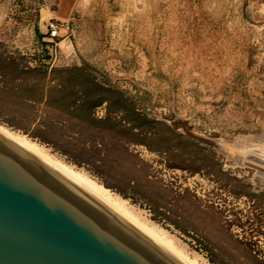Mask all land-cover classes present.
<instances>
[{
	"label": "rangeland",
	"instance_id": "1",
	"mask_svg": "<svg viewBox=\"0 0 264 264\" xmlns=\"http://www.w3.org/2000/svg\"><path fill=\"white\" fill-rule=\"evenodd\" d=\"M0 0V124L199 264H264V0H88L48 43Z\"/></svg>",
	"mask_w": 264,
	"mask_h": 264
},
{
	"label": "water",
	"instance_id": "2",
	"mask_svg": "<svg viewBox=\"0 0 264 264\" xmlns=\"http://www.w3.org/2000/svg\"><path fill=\"white\" fill-rule=\"evenodd\" d=\"M0 264L186 263L0 129Z\"/></svg>",
	"mask_w": 264,
	"mask_h": 264
},
{
	"label": "bare ground",
	"instance_id": "3",
	"mask_svg": "<svg viewBox=\"0 0 264 264\" xmlns=\"http://www.w3.org/2000/svg\"><path fill=\"white\" fill-rule=\"evenodd\" d=\"M0 129L7 132L14 140L19 142L20 144L48 158L49 160L62 167L71 177L83 183L95 196L101 198L110 208H112L133 225L147 232L156 242L171 250L186 264H199L195 258H191L190 256H188V254L181 247H179L181 245L178 246L175 243L176 241L172 239L171 235L169 236L165 231L156 227L157 225L155 226L154 224H149L150 222H146L145 220L141 219L142 217L140 218L137 214H135L130 209L131 207L127 205L126 201L123 198H120L119 195L112 193L102 184H99L95 180L89 178L79 171H76L62 161L54 158L44 149L43 146L27 139L25 135L12 131L1 124Z\"/></svg>",
	"mask_w": 264,
	"mask_h": 264
},
{
	"label": "crops",
	"instance_id": "4",
	"mask_svg": "<svg viewBox=\"0 0 264 264\" xmlns=\"http://www.w3.org/2000/svg\"><path fill=\"white\" fill-rule=\"evenodd\" d=\"M87 1L88 0H43L40 8L39 24L43 20L45 22H49L50 20H61L73 24L76 21V15H79L80 12L85 10Z\"/></svg>",
	"mask_w": 264,
	"mask_h": 264
},
{
	"label": "built area",
	"instance_id": "5",
	"mask_svg": "<svg viewBox=\"0 0 264 264\" xmlns=\"http://www.w3.org/2000/svg\"><path fill=\"white\" fill-rule=\"evenodd\" d=\"M73 26L70 22L61 21V20H50L48 23V33H47V41L48 43L56 44L54 41L55 38L61 36L60 32L62 31V35H70L72 34Z\"/></svg>",
	"mask_w": 264,
	"mask_h": 264
}]
</instances>
